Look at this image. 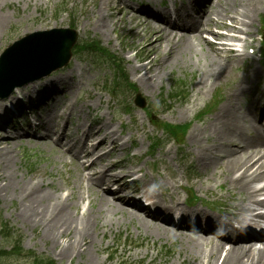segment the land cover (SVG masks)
<instances>
[{
    "label": "bare ground",
    "instance_id": "bare-ground-1",
    "mask_svg": "<svg viewBox=\"0 0 264 264\" xmlns=\"http://www.w3.org/2000/svg\"><path fill=\"white\" fill-rule=\"evenodd\" d=\"M109 1L110 0H100V5L97 10L95 12L91 10L88 15H86L87 18L91 17L94 19L93 25L95 29L100 31L103 35H106L109 30L114 31V25L120 24L121 18H119V16L122 11L120 4L126 2V0H116V7L114 8L115 15H107V10L113 11ZM187 2L190 4V0H187ZM231 4L232 14L227 16L231 21L229 29L230 32L239 34L241 27L251 24L253 15L258 11V2L252 0H239L237 6H235L233 2ZM212 5L213 0H210L208 2V8L203 7L204 10L201 11V17L199 19L201 21H194L191 17L186 20L188 14H180L182 20L185 21L184 25L190 24L192 27H197L190 32L193 33V37L188 40L175 38V36L171 34L169 27L168 29H164L161 27V24L156 23L149 16H144V21L150 26V39L146 41L144 45L145 50L141 51V55L137 60L141 61L142 58L146 59L147 52L150 54L146 64H141L136 68L131 67V69L133 74L138 75V82L146 93L153 92V89L157 86L154 81L156 77L149 76V72H151L155 66L159 68L163 67V60L157 64L155 60H151V53L160 51L161 45H164L162 53L165 60H167L169 56L173 58L175 55L193 54L194 48L196 46H201L203 43L199 31L203 30L204 26L216 24V22L209 17ZM212 12L214 11L212 10ZM194 16H200V12L196 13ZM204 21L205 24H203ZM138 27V24H135L131 29L136 30ZM80 28L83 29V26H80ZM120 33L121 36H124L121 30ZM141 33L142 31L139 32V35H141ZM229 38L233 40L237 39L233 35H229ZM217 52L227 53V50L224 45H220L217 48ZM241 57L242 56L237 55L233 61L227 59H210L205 74L199 78L197 92L194 96L195 98L192 102V106L180 110L178 112L179 116L187 114L191 108L197 106L195 103L200 100L207 91L225 79L227 74H230V71L224 68L231 65L233 66V64L240 61ZM216 58H218L217 53ZM242 58H244V56ZM84 69L85 67L78 65L75 72L79 74L82 73ZM73 74V70H70L68 74H59L43 84L40 83L37 87H32L31 91H27V88L20 89L19 94L26 98L32 97V92L34 93L39 86L51 88L49 97L55 94V90L52 89L55 86H62L63 89L68 90H73L74 87L76 89L77 86L81 85V78L76 84V82H72V78H74ZM248 83L250 82L247 80H241L234 84V90L227 96V100L220 110L202 126L196 127L191 133V138L195 136L196 156H194V158L198 166H201L203 170H208L211 167H221L220 175L224 176V181H229L230 191L244 194V196L237 198L230 196L226 201L228 204V211L225 213L227 215L228 228H231L234 222L241 225V222L245 220V218L242 217V213L245 215L249 213L250 219L257 217L264 218V216L260 214L254 215L252 213L255 207L264 206V200L259 201L260 199L256 200L254 198L260 191L264 190V187L254 188L252 186L253 183L264 179V163L257 166L258 161L264 158V140L262 138L264 135L262 126L260 125L262 117L258 118L252 115L250 111L247 112V110L240 112L236 108V104L234 103L235 98L233 97L234 94L243 93L244 91L252 89L251 86L248 87ZM92 86L94 87V92L89 95H92V97H95L98 101L96 106L101 107L104 101V105L108 107L109 101L108 99H102V94L100 93L101 89L97 87L96 80L92 83ZM66 92V90L63 91V94ZM16 98L17 97L12 96L9 98V101L11 102ZM256 103H262V106H264V90L260 94V97H257ZM254 105H252V107H254ZM62 106L63 104L58 103L56 105V107ZM66 106L68 108H75L67 103ZM3 107L4 104L0 102V111ZM55 109L56 108L52 110L50 116L52 114L55 115ZM88 116L89 115H85L87 125H85L84 122L78 125L76 127L78 131L70 137L64 136L62 132L59 134L56 141L58 147L55 152L59 153L62 147H66L68 151L75 149L74 165L79 169L80 173L85 171V167L79 164V159L89 160L95 151H97L96 154L103 152L102 155L90 161L89 166L95 168L93 175L97 183L105 182L109 185L115 178L113 175H109V171L122 161L119 155H117V151L122 150L125 144H118L120 137L123 136L121 127L122 121L120 119L117 120L115 117L105 118V114H101L100 117H95L90 120H87ZM55 119V116H51L50 120H47L45 116L39 118L40 126L44 131L42 137L38 139V142L41 144H46L54 134V124L52 125L51 122L55 121ZM249 131H253V136H248L246 132ZM10 132H12L10 135H5V140L0 139V182L3 183L1 190L5 194L11 190L14 198L18 195L17 198L20 201V205L18 209L15 210L14 216L31 228L39 227L41 229L40 239L44 242H49L51 248L57 250L56 255L59 260L67 258L71 261L74 256L80 257L87 251L89 254V261L92 263L91 260H95L97 252H100L103 248V250H107L110 247L109 243L105 246L99 244L97 249L94 246L95 239L98 238L97 232L96 236L94 235L96 228L100 227L102 229L101 232H99V235L102 234L101 240L104 238L103 235L105 233L103 224H98L97 221L98 219H102L103 215H98L97 213H101L105 208V215L107 212L114 214L116 211L122 212L121 207L118 206L117 208H113L109 202V198L106 195H102L101 198L97 200L101 211H90L94 212L91 214L88 212L90 209L89 206L86 213L82 215L76 213L74 216L73 211L70 210V207L73 205L70 203V194L67 197L62 198L60 196L54 198L51 193L41 190L44 186L43 183L34 184L30 182L31 185L25 189L20 182L14 179L6 180L4 175L1 174V171L7 168L11 162L9 152L15 148V141L20 139L15 127H12ZM94 142L96 143L94 144ZM107 144H109L111 150L105 152L104 146ZM260 153H262L261 156ZM103 159H106V163H103ZM255 167L256 169H254ZM163 170L168 172L169 169L168 167H163ZM138 171L140 172V170ZM134 172V170H131L125 175H131ZM169 175L171 177L170 188L168 189L164 183L156 188L159 190V195L163 198L162 200L165 205L152 213L150 217L145 214L147 211L141 205H130L129 210L126 211L128 217L136 218L140 227H142L145 232H150L151 235L156 238H164L170 241H172L171 237L183 239L184 247L179 250L183 252L182 258L180 254L177 257L179 264H264V244L259 249H255L253 247L254 245H252V243L263 239L261 235L256 237L255 235L249 236L245 234L242 241L238 236L232 240L228 239V241L232 243V246L225 251L221 259L220 254L224 244L220 242L210 244L202 237L195 238L191 235V230H189L190 234L188 235L182 233V221L186 217V214L182 212L183 208L179 207L180 203L178 201L177 192L179 188L178 180L175 179L173 173L170 172ZM82 180L85 179H79V181ZM151 180L155 183L153 176ZM206 184L210 185V182ZM37 185L39 188L36 187ZM86 185L89 188L88 182H86ZM208 185H205V187ZM74 187L79 190V186L77 188L76 185H74ZM145 196L148 199H153V202L157 205L159 203L163 204L162 201H156L155 190L147 188L145 190ZM80 199L82 200V197ZM80 199L76 201H80ZM246 202H248V204H246ZM172 217L178 220L176 232L169 227L174 221ZM122 220L126 224L130 223L124 219ZM204 220L206 221V227L203 232L210 229L212 232L215 230V226L209 224V222L218 227H223L224 222L213 220L209 218V216H206ZM116 223L120 225L118 221H116ZM242 242L248 246H242ZM155 256L156 254H152L150 263L153 262ZM220 259L221 261L219 263ZM186 260H188V263H186ZM110 261L109 258L104 257L102 258V262L99 261V264H110ZM160 263L162 264L163 262Z\"/></svg>",
    "mask_w": 264,
    "mask_h": 264
},
{
    "label": "rangeland",
    "instance_id": "rangeland-1",
    "mask_svg": "<svg viewBox=\"0 0 264 264\" xmlns=\"http://www.w3.org/2000/svg\"><path fill=\"white\" fill-rule=\"evenodd\" d=\"M252 1L258 2L259 11L254 17L261 18V14L264 13V0ZM98 3L99 1L97 0L96 5L93 7L94 10H96ZM88 4H90L89 0H0V52L3 51L6 46L14 42L18 36L21 37L25 34L27 30L32 32L37 26L44 25H46L48 29H52L53 26H55V28H67L71 25L72 28L77 31L78 29H81L79 25L83 26V29L81 30L84 32L80 33L78 31L79 33H77L78 40H83L88 37L89 39H95V41L99 42L102 48H108L106 46L108 43L106 42V38L108 36L101 34L100 31L95 29L93 18L86 17V11L90 12L92 10ZM257 15L260 16L257 17ZM225 24H230V20L227 19ZM123 25L125 27V32L127 33L126 37L121 38V36L118 35L120 31L114 30V32L109 33V39L111 41V47L114 46V43H120L123 47V52L125 53L122 55L115 52V55L118 59L123 61L120 65L123 68L125 78L122 79V82L115 80V72L112 68L105 67L107 66L106 63L104 64V67L97 69L89 66L91 72L90 75L92 78L95 77L98 81L100 80V82L103 77L106 76V78L103 79V84L106 86V89L103 91V97L111 100L115 115L118 117L122 116V118L128 119L129 122L135 120L138 128L143 126L146 132H149L147 136L154 135L155 139L159 140L153 159H150L149 157L143 159L144 163L148 164L157 160V174L154 178L155 184H163L164 182L167 186H170V172L174 174L175 179L177 180H179V176L182 175L183 179L181 184H188L184 179V176L186 175V178H189V180H193L194 182L197 181L195 183L196 185H193L192 188L200 199V203L215 209H221L220 203H222L224 205L223 209H225L226 201L219 196L226 194L230 195L232 193L231 191H227L226 183L223 188L217 187L219 183L222 184L224 182L223 179L218 180L217 182L219 183L217 184L212 182L211 185L204 188L207 191L206 194L202 193V189L198 190L201 193L199 192L198 194L196 192L199 187V180L202 182L206 179L211 180L215 168L211 167L204 171L202 170V167L196 166L197 162L194 158V156H196V143L194 142L195 136L191 138V133L196 127L202 126L206 123V121H203L210 117L209 115L214 116L215 114L213 113H216L223 106L227 100V96L234 90L232 83L233 78L236 76L231 72L229 75L231 78L228 76L225 78L226 81L223 79L220 83H217L213 89L207 91L206 94L195 103L197 106L191 108L187 114L179 116L178 112L180 110L192 106L196 94L195 89L197 79L200 74L198 70L200 64H203L204 60L195 64L196 58L199 56H195L194 54L175 55L173 58H170L169 56V58L165 60L162 50L156 51L155 53L152 52L151 60H155L157 64L163 60V67L159 68L158 66H155V68L149 72V76L156 77L154 81L157 86L153 89V92L146 93L139 82L137 84L135 83L138 81V75L132 73V69H130L129 64H126L125 60H131L133 63L131 67L136 68L138 66V63L134 62L133 57L145 50L144 45L146 41L150 39V29L141 35H139V33L133 35L129 33L130 28L127 26L126 19L123 20ZM116 35L118 36V40H116ZM113 39H115V42ZM126 47L130 50H126ZM204 51L207 52L206 47L204 48ZM110 52L113 53L112 50ZM126 54L129 55L126 56ZM149 54L150 53L147 52L146 57H148ZM143 62H147V59H143ZM76 65L82 66V63L77 64L74 62L73 65L71 64L70 68L73 69ZM228 81L229 83L225 85V82ZM176 82H183L186 84L187 97L184 101L170 99L171 93L174 89V83ZM220 84L221 87H219ZM136 94L140 95L143 101H145V104L150 105V111L156 110L154 114L160 112L165 107H171L173 109L167 115H160V119L175 124L191 122L190 129L188 130L187 135H185L184 146L181 145L179 147L176 145L177 148L176 146L170 147L169 149H171V152L169 155L166 158L161 157L158 150H161L162 148L166 149L171 146V144L166 142L161 134L162 132H157L150 125H146L147 118L143 115L142 110L134 107L132 104ZM248 95L249 94L246 91L234 94V103L240 112L247 110V112L250 111V113L255 116L259 111L258 109H252L251 106L254 103V99L252 96L247 97ZM217 96L220 98V104L217 105L211 113L205 115V111L210 109L216 100H218ZM132 106L135 109H133ZM122 107H128L131 109L133 116L123 114L121 112V110H123ZM135 110L137 111L134 113ZM139 118L144 121V125H140ZM127 124L128 121H126V125ZM260 125H264V117L263 120H261ZM246 133L248 134V132ZM248 135H250V133ZM137 141L144 144L145 151L146 149L148 150V143L144 140V136H141ZM29 146L22 144L9 152L11 162L7 168L1 171V174L4 175L6 180L14 179L17 182H20L25 189L30 186L32 182L43 183L44 186L41 190L51 193L54 198L59 197V193L62 189L73 188V184L71 183L72 179L68 182L63 180L65 175L61 166L62 159L58 154L53 152L48 146L45 147L40 144H30ZM162 160L164 162L160 164ZM167 166L169 167V170L166 174L162 167ZM146 168L148 171V166ZM157 176L159 177L157 178ZM2 185L3 183L0 182V222L7 223L9 228L12 229V236L19 237L21 240V246H19L17 256L11 254L9 255L11 258L8 260L0 259V264H35L34 261L38 259L41 260V258L51 260L54 264H99V261L102 262V258L106 257L107 254L110 255V253H113V255H111L113 259L110 261V264H118L119 262H122V264H148L151 258V253L156 254L153 261L155 264H159L160 262L176 264L174 263V260L179 254L181 257L183 255V252L179 251L180 246L184 247L181 239H172V241H170L165 240L164 238H156L151 235L150 232H145L135 220L129 221L130 223L126 224L120 215H117L113 223L109 224V220L106 221V224L104 225V239L101 240L102 234L99 235V232L102 230L100 227H97L94 231V235L96 236L97 232L98 237L95 239L94 244L96 249L99 244L105 246L110 242L111 246L109 249H112V252L109 249L103 250V248L100 252H97L95 260L91 258L92 263L89 261L90 259L88 258L89 254L87 251H85L80 257L74 256L71 261L67 258L59 261L55 253L57 250H53L50 243H44V241L40 239L41 229L39 227L31 228L14 216L15 210L18 209L20 205V201L17 198L18 195L14 198L11 190L5 194L1 190ZM46 185L49 186L47 187ZM51 186L53 187L51 188ZM36 187H38V185ZM121 192L122 191H118L117 193ZM179 193L181 196H185L182 190H179ZM77 199L78 191L73 189V194L70 199V203L73 205L70 207V210L73 211L74 216L77 211ZM196 207L201 208L200 205H197ZM92 209L93 211L99 209L96 201L93 202ZM116 220L120 225L116 223ZM97 221L98 224L101 222L100 219ZM11 245H13V241H6L0 238V249H6V252H8V248ZM127 250L130 251L126 253ZM144 252H147V254L143 255ZM13 254L16 253L13 252ZM134 254H138V256H134Z\"/></svg>",
    "mask_w": 264,
    "mask_h": 264
},
{
    "label": "water",
    "instance_id": "water-1",
    "mask_svg": "<svg viewBox=\"0 0 264 264\" xmlns=\"http://www.w3.org/2000/svg\"><path fill=\"white\" fill-rule=\"evenodd\" d=\"M37 36H38V37H41V36H43V35H37ZM69 47H70V44H67V45H66V49H65L63 52H60V56L63 57V60H65V59L67 58V56H68V55H67V52H68ZM11 49H12V48H11ZM14 51H15V49L12 51V53H14ZM5 59H6V58L3 57V58L0 60V74H1V71L3 70L2 68L4 67V60H5ZM9 67H12V65H8V67L6 68V70H8V74H7V75H11V76H16V75L19 74V73L26 72V71L29 70V66L26 65V64L23 62L22 58H18L17 60H15V61L13 62V67H12V68H9ZM54 68H56V67L48 68V69L46 70L45 73H47L48 71H50V70H52V69H54ZM22 74H24V73H22Z\"/></svg>",
    "mask_w": 264,
    "mask_h": 264
}]
</instances>
